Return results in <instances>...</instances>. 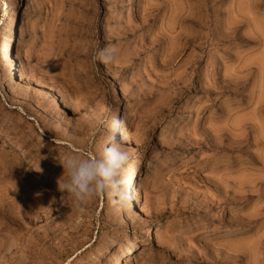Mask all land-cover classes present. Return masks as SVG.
<instances>
[{
  "label": "rangeland",
  "instance_id": "1",
  "mask_svg": "<svg viewBox=\"0 0 264 264\" xmlns=\"http://www.w3.org/2000/svg\"><path fill=\"white\" fill-rule=\"evenodd\" d=\"M113 117L129 199L76 205ZM0 264H264V0H0Z\"/></svg>",
  "mask_w": 264,
  "mask_h": 264
},
{
  "label": "clouds",
  "instance_id": "2",
  "mask_svg": "<svg viewBox=\"0 0 264 264\" xmlns=\"http://www.w3.org/2000/svg\"><path fill=\"white\" fill-rule=\"evenodd\" d=\"M99 59L105 65L115 59V50H100ZM123 121L113 117L108 124V134L98 155L85 156L66 154L58 159L63 172L59 177L58 188L71 196L76 205L86 204L93 198L107 194L112 205L119 210L129 199L126 180L121 170L129 159V153L117 139Z\"/></svg>",
  "mask_w": 264,
  "mask_h": 264
},
{
  "label": "bare ground",
  "instance_id": "3",
  "mask_svg": "<svg viewBox=\"0 0 264 264\" xmlns=\"http://www.w3.org/2000/svg\"><path fill=\"white\" fill-rule=\"evenodd\" d=\"M11 22H12L13 24H15V23L17 22L16 12H14V14H13V16H12V19H11ZM2 59H3V61L5 62V65H7L8 67L11 65V71L17 73V76H18L21 80H24L25 82L31 83V84H33L34 86H37L38 88L42 89V91H44V92L47 93V94H53V93H51V90H50L49 88H47L45 85H43L41 82L32 79V78L29 77L27 74H25L23 71H21L20 69L16 68V66H13V63H12L13 61H12V59H11L9 53H6V52H5V55L3 56ZM8 61H9L10 63H9ZM9 64H10V65H9ZM10 91H13L12 88H10ZM53 96L59 100L58 95H56V94L54 93ZM62 103L64 104L65 107H69V108H70V103H69V102H67V101H65V100H62ZM121 138H123V139L125 138V137H124V134H121ZM21 151H22V152H25L23 149H21ZM21 151H20V152H21ZM22 152H21V154H22ZM24 155H25V154H24ZM134 196H135V195H134ZM135 200L138 201V200H139V197H138V196H135ZM140 209H141V208H140ZM126 216H127L128 218H130L128 213H126ZM130 219H131V218H130ZM132 246L135 247V246H136V243L133 242V243H132ZM117 250H120V246H118L117 249H116L115 251H117ZM117 252H118V251H117ZM119 252H120V251H119ZM122 252H123V250H122Z\"/></svg>",
  "mask_w": 264,
  "mask_h": 264
}]
</instances>
